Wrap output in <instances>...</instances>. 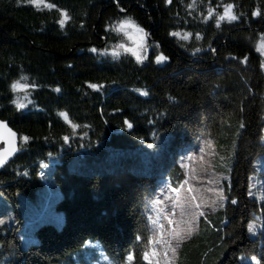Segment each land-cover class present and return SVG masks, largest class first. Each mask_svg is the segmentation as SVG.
Listing matches in <instances>:
<instances>
[{
	"label": "trees",
	"instance_id": "trees-1",
	"mask_svg": "<svg viewBox=\"0 0 264 264\" xmlns=\"http://www.w3.org/2000/svg\"><path fill=\"white\" fill-rule=\"evenodd\" d=\"M47 1L55 7L0 0V118L19 133L21 149L0 170V192L14 203L17 193L34 195L43 164L51 162L47 174L59 190L54 207L63 217L37 222L22 242L13 203L15 223L0 224V264H91L101 255L111 264H155L143 257L147 199L162 179L180 184L183 147L228 118L243 127L226 204L213 213L210 238L223 235L227 244L216 264H239L241 253L264 264V158L256 169L263 197L248 194L253 161L264 152V67L256 48L264 38V0H195L193 7V0ZM227 4L239 19L217 27ZM62 12L70 17L63 27ZM122 18L146 33L143 62L91 51L117 37L111 26ZM161 53L168 59L157 63ZM21 74L35 85L25 109L12 102L11 82ZM61 112L79 127L73 130ZM252 212L261 223L254 237L247 233ZM203 261L200 248L186 258V264Z\"/></svg>",
	"mask_w": 264,
	"mask_h": 264
},
{
	"label": "rangeland",
	"instance_id": "rangeland-1",
	"mask_svg": "<svg viewBox=\"0 0 264 264\" xmlns=\"http://www.w3.org/2000/svg\"><path fill=\"white\" fill-rule=\"evenodd\" d=\"M46 4L50 3L44 0V3L38 8H48L44 6ZM221 15H224V10ZM122 21H131L133 25L143 29L129 18L119 19L113 22L111 26V30L117 37L109 42L105 38L104 44H100L95 49L101 55L111 58H118L120 55L128 54L136 59L132 52L125 51L124 48L119 47L124 45L126 48L134 49L139 51L141 55L146 56L149 45L144 29L141 32L138 31L137 27L125 24L124 30L121 31L119 26ZM139 45H143V48L138 47ZM256 48L262 57L264 67V38L258 41ZM113 50L118 51L119 55H113ZM22 78H26V80ZM16 81L27 83L30 87L26 91L17 92H13L11 89L12 102L19 98L21 102L26 104L25 108H27L32 103L31 84L24 74L15 78L11 85ZM240 128L241 124L239 121L228 118L223 121L217 131L209 127L204 128L199 135L186 143L189 146L183 147L182 152H185L186 155L183 161L185 176L182 182L177 186H173L167 180H160L157 193L149 197L146 202V214L149 225L147 244L143 252V257L146 261L155 264H186V258L190 252L198 248H200L202 257L205 260L203 264H216L222 257L227 245L223 241V235L216 239L210 238V235L213 234L214 220L217 218L213 213L221 207L219 200L221 190L227 198L226 188L230 179L229 171L235 161ZM260 140L264 143V130ZM263 158L264 152H260L255 157L253 161L254 169L249 177L248 194L251 192L249 196L256 200H261L263 197V176L256 171L259 165L262 164ZM50 163L43 164L41 168L43 170V184L35 191L34 195L17 193V201L14 203L5 198L0 192V220H3L5 224L15 223L17 218L13 208L14 203L20 213L19 221L21 223L19 224L21 234H23L22 242L32 238L33 226L37 222L47 219L60 222L63 217L62 211L54 207V199L59 194V190L47 174L50 170ZM189 187L193 188L194 191L192 193L189 192ZM173 188L177 189V191H172ZM193 194L197 196L195 203L202 204L200 210L205 212L207 220L204 217H200L198 223H193L192 226L196 231L188 237L186 230L189 217H181L180 207L178 206L175 208V214L173 215V205L181 202H190ZM226 200L223 201V207L226 204ZM212 201L217 203L212 205ZM213 207H215V211H212ZM169 219L173 221L172 224H169ZM210 221L212 222L210 223ZM161 225H163V228H161ZM249 225L253 226L252 230L249 229ZM260 228V216L257 212H252L247 223L248 235L251 237L256 236ZM173 229L182 232L185 238L174 239ZM173 248L175 249L174 254L172 252ZM145 253L148 254L147 258ZM257 261L259 262L258 257L253 253H241L238 255L239 264H257ZM91 264L111 263L105 255H101L100 260Z\"/></svg>",
	"mask_w": 264,
	"mask_h": 264
},
{
	"label": "snow or ice",
	"instance_id": "snow-or-ice-1",
	"mask_svg": "<svg viewBox=\"0 0 264 264\" xmlns=\"http://www.w3.org/2000/svg\"><path fill=\"white\" fill-rule=\"evenodd\" d=\"M28 2L31 3V4L36 5L37 7H39L41 4L44 3V0H28ZM171 2H172V0H166V3H168V4H170ZM194 4H195V0H193V5H189V7H193ZM44 6L48 7V8H54L55 7L54 4H46ZM233 7L234 6L232 4H227V5L224 6V15H220L219 16V19L216 22L217 27L220 26V21H223L225 19H228L229 21H235V20L239 19V17L237 15H235L233 13V11H232ZM213 13H214V10L210 9L209 13H208V16L205 17V19L207 20V19L211 18ZM61 15H62L63 18L59 20V24H60L61 27H63L65 25V23L70 19V17L68 16L67 12H62ZM253 15L254 16L260 15L259 10L254 12ZM125 24H128L129 26H135V25L132 24L131 21H122L120 23L119 30L123 31L124 27H125ZM135 27L138 28V26H135ZM138 31L142 32L143 29H139L138 28ZM172 35L180 36L181 34L180 33H172ZM190 36H191L190 33L185 34L183 36V39H188ZM199 38H200L199 35H197V39H199ZM119 47L120 48H124L125 51L132 52L136 56L137 62H143V60L146 59V56L141 55V53L139 51H135L134 49H131V48H126L124 45H120ZM138 47L143 48V45H139ZM91 51L97 52L98 50L93 48V49H91ZM113 55L118 56L119 52L113 50ZM167 59H168V57L164 56L161 53L160 55H158L156 57V62L157 63H162V62L167 61ZM22 79L26 80V78H22ZM29 87H30V85H28L27 83H21L20 81L13 82L12 85H11V89H12L13 92L26 91ZM31 87H35V85H31ZM89 87L94 89V90H99L100 88L103 87V85L89 84ZM55 91L59 92L60 89L57 88V89H55ZM142 94L143 95H148V93L146 91L142 92ZM13 103L15 104L17 109H23V108L26 107V104L21 102L19 98L17 100L13 101ZM60 116L63 117L66 121H68L71 124V127L73 128V130H75L77 127H79V125L71 123V121L68 118V114L67 113L61 112ZM124 123L127 125V127L129 129H131L133 127V124L131 122L127 121V120ZM6 127H7L6 123L3 122V121H0V128H6ZM241 127H243V125H241ZM9 133L11 135H14V134L11 133V130H9ZM23 140L25 142H27L29 140V137L25 136V137H23ZM64 141L68 142L69 141V137H67V136L64 137ZM148 147H152V145H148ZM11 151L15 152L16 149L13 148V149H11ZM201 151H203V149H201ZM9 154H10V152L7 149L4 150V152H0V166H3L5 164V156H7ZM185 183H187V181H185ZM188 190H189L190 193H192L194 191L192 187H189ZM172 191H177V189L173 188ZM249 194L251 195V192ZM225 199H227V198L223 195V191L221 190L220 195H219V200H220V206L221 207L223 206V201ZM196 200H197V196L193 194L191 196V198H190V202H188V203L181 202V203L173 205V215L175 214V208L178 206V207H180L181 217H185V216L189 217V219L187 221L188 228L186 230V235L188 237H190L196 231V229L192 226L193 223H198L200 217H204L205 220H207V216L205 215V212L200 210L201 207H202V204L201 203H195ZM216 203H217L216 201H212V205H215ZM231 203L235 204L236 201L233 200V201H231ZM215 210H216L215 207H213L212 211H215ZM161 211H163V209H161ZM168 222H169V224L173 223V221L171 219H169ZM3 223H4V221L0 220V224H3ZM161 228H163V225H161ZM249 229L252 230L253 226L249 225ZM172 234H173V238L174 239L175 238H179V239H184L185 238V235L182 234V232L176 231L175 229L172 230ZM172 252H173V254L175 253V249L174 248L172 249ZM147 256H148V254L145 253V257L146 258H147ZM127 259L129 261H131L132 260V256L129 255L127 257ZM257 264H259L258 261H257Z\"/></svg>",
	"mask_w": 264,
	"mask_h": 264
},
{
	"label": "water",
	"instance_id": "water-1",
	"mask_svg": "<svg viewBox=\"0 0 264 264\" xmlns=\"http://www.w3.org/2000/svg\"><path fill=\"white\" fill-rule=\"evenodd\" d=\"M0 121L5 122L7 125L6 128H0V152H4L6 149L10 152L9 155L5 156V164L0 166L1 170L16 157L21 149L19 147V133L9 124L7 119L0 118ZM9 130L14 135H11ZM13 148L16 149L15 152L11 151Z\"/></svg>",
	"mask_w": 264,
	"mask_h": 264
}]
</instances>
